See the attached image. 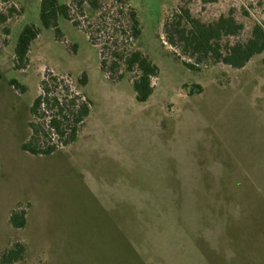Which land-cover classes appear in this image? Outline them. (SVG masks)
Instances as JSON below:
<instances>
[{
	"label": "rangeland",
	"instance_id": "374dc122",
	"mask_svg": "<svg viewBox=\"0 0 264 264\" xmlns=\"http://www.w3.org/2000/svg\"><path fill=\"white\" fill-rule=\"evenodd\" d=\"M42 1L0 0L8 15L0 19V264L17 243L26 247L17 264H264V53L243 69L192 71L185 63L195 60L166 32L186 13L206 24L232 16L243 30L224 48L246 42L264 28V0H123L142 28L127 42L103 18L128 24L120 0H100L101 15L59 0L80 24L60 17L62 40L43 27ZM29 25L41 34L18 70L15 49ZM118 39L159 67L147 103L136 98L137 74L123 67L111 81L102 71L101 50ZM47 72L91 101V115L75 143L35 156L22 146ZM22 211L28 223L17 229L10 219Z\"/></svg>",
	"mask_w": 264,
	"mask_h": 264
},
{
	"label": "trees",
	"instance_id": "16d2710c",
	"mask_svg": "<svg viewBox=\"0 0 264 264\" xmlns=\"http://www.w3.org/2000/svg\"><path fill=\"white\" fill-rule=\"evenodd\" d=\"M204 3H216L218 0H203ZM117 14L126 15L127 25L116 27L115 22L106 20L105 24L111 30L117 31L123 38L136 40L142 34L141 22L135 9L129 8L124 11L123 0L118 1ZM75 4L81 11L89 9L91 12L102 14L103 6L100 0H76ZM123 4V5H122ZM10 12H14L12 9ZM187 17L177 16L175 22L166 24L168 40L171 44H180L183 52L195 60V63H185L192 71L199 70L201 65L225 64L235 69H243L255 56L264 53V28L256 25L250 38L246 42L229 43L223 46L226 38L237 37L243 30V26L232 17H221L214 23L206 24L192 19L188 13ZM64 17L72 22L75 27L80 24L71 15V7L61 4L59 0H43L41 4L40 18L43 27L53 28L57 38L62 40V32L58 26V20ZM102 18V17H101ZM2 22L8 20V15L0 12ZM9 33V30H6ZM93 45H97L92 33L87 31ZM41 34V29L34 25L24 28L19 36L15 57L17 69H25L29 64L31 46ZM121 38V37H120ZM119 39L113 43V47L104 45L101 50L102 71L114 81V75L124 67L126 71L137 74L133 78V86L136 98L140 103H147L154 94L153 79L157 78L159 67L141 51L121 50ZM124 40L121 39V42ZM109 42V41H108ZM114 48V49H113ZM107 50L111 51V63L107 60ZM3 75L0 71V80ZM114 77V78H113ZM124 75L119 76V81ZM79 88L88 84V76L84 73L78 81ZM12 87H18L22 93L27 88L20 85L18 81L11 82ZM42 94L33 103L31 114L33 121L29 124L31 137L26 141L22 149L35 156H50L58 150L75 143L78 139L80 128L91 115V101H83L70 82L65 77L47 72L41 84ZM11 224L17 229L27 226L26 211L14 212L11 216ZM26 247L17 243L12 249L5 252L1 257V264H17L25 258Z\"/></svg>",
	"mask_w": 264,
	"mask_h": 264
}]
</instances>
